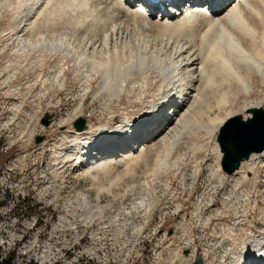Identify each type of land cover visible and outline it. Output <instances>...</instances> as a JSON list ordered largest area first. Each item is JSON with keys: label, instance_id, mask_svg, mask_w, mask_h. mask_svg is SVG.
Here are the masks:
<instances>
[{"label": "rangeland", "instance_id": "374dc122", "mask_svg": "<svg viewBox=\"0 0 264 264\" xmlns=\"http://www.w3.org/2000/svg\"><path fill=\"white\" fill-rule=\"evenodd\" d=\"M22 1H0V259L12 254L13 264H184L182 258L185 260L190 255L193 240L198 249L192 264L198 258L202 264H227L233 255L231 246L211 237L215 233L221 239L222 227L207 225L205 228L203 218L195 217L192 212L200 206L204 217H216V210H225L228 203L237 206L234 210L238 212L241 204L233 197L238 190L234 185L238 184L224 179L220 185L212 184L210 174L214 173L210 171L209 155L217 154V132L214 137L210 136L198 125L202 121L207 123L209 117L221 120L233 113L246 115L248 107L257 103L264 105V87L259 78L254 76L258 84L254 85L251 98L239 97L234 106L228 103L217 110L214 97L188 98L185 107L192 106L196 115L194 113L190 120V129L182 131L177 153L157 157L159 145L147 142L143 144L147 146L144 151L142 147L135 151L140 157L130 162L126 170L109 158L106 169L94 171L92 168L90 173L76 171L74 155L68 149L71 140L68 133L74 131L73 122L83 118L88 129L99 128L100 136L103 134L100 127L104 125L109 129H124L123 119L136 121L149 105L159 103L161 77L155 70L141 72L135 60L124 94L118 99L109 91L98 95L96 92L102 91L100 79L89 66L75 67L59 52L43 48L42 41L71 36L68 33L75 30V23L78 28L81 24L84 26L83 32L90 24L95 38L99 36L96 27L117 30L122 26L127 32L114 40L119 48L117 56L126 59L129 54H136L140 58L149 46L147 51L164 62L168 53L159 41L150 45L154 43L152 38L146 37V31H141L129 17L118 18L114 12L116 7H111L112 0H88L89 6L96 7L93 16L98 15L93 21H90L91 15L85 13L88 11L77 10L81 0L67 1L61 5L63 9L59 8L61 1L55 0L41 9L35 19H30L32 25L26 33L16 35L11 32L16 27L8 25L13 27L11 24L25 4V0ZM109 13L115 17H109ZM98 17L101 24L96 25L98 22L94 21ZM123 44L125 50L121 56L118 51ZM198 101L201 102L198 104ZM47 114L50 120L48 126H44L42 120ZM155 126L146 131L148 137L157 129ZM37 136L43 137L40 144L34 142ZM146 137L144 139L148 140ZM254 169L258 180L251 187L256 193H252L264 208V165ZM209 193L214 195L210 201ZM230 194L233 195L228 197ZM233 213L225 216L224 223H234ZM255 220L256 215L251 222ZM260 221H255L253 229L264 232ZM241 225L250 227L247 221H242ZM237 230L234 232L238 235ZM239 235L240 240L247 239L245 233ZM204 252L209 253L206 260Z\"/></svg>", "mask_w": 264, "mask_h": 264}, {"label": "bare ground", "instance_id": "6f19581e", "mask_svg": "<svg viewBox=\"0 0 264 264\" xmlns=\"http://www.w3.org/2000/svg\"><path fill=\"white\" fill-rule=\"evenodd\" d=\"M53 1L55 0H25V4L23 5L22 10H20L21 12L17 13V17L15 21H13L14 24H11L13 27L10 26V23L8 25L9 28L16 27L14 28L16 30L12 31L11 29V32L16 35H23L26 33L28 28L32 25L30 19L38 16L41 12L40 10L50 5ZM58 1H61L59 8H61V5L65 2H70V0ZM179 1L180 0H174L176 4ZM211 1L212 0H208L205 4L201 5V0H196L191 7H188L187 5L190 4L191 0H187L184 7H178L176 10L171 9V12L162 8L161 5H157V7H161V13H159L156 8V14H154L146 13L141 10L136 3V0H112L113 5L111 7H116V9H113H115L114 12H116L118 18L129 17L128 19L133 20V23L138 25L141 31H146L147 34L144 33L146 37L150 36L152 38V42L154 43L149 42L150 45L156 44V41H159L164 45V49L168 53L166 56L167 59L164 62L160 61V59L156 60L154 56L151 55L152 53L147 51L151 48L149 46L145 47V53L142 52L143 54L140 58H137L135 56L136 54H129L128 58L123 59V57H125L123 56L125 50L123 44L121 50L118 51L119 55L123 57L121 58L117 56L116 50L119 48L116 46L118 44H116L114 40L123 37L127 32H125V29L122 28V26L117 30L108 27H96L97 31L95 32H97L99 36L95 38V35H92L94 31L93 28L92 30L89 29V23L87 26L88 28H85L87 30L85 32H83L84 26L81 27L82 24L78 28L75 23V30L68 31V34L71 36L66 35L68 38L57 36L58 38L55 39V36L54 39L50 37L48 39L44 38L45 40H43V38H39L40 36L37 37L41 39V41L43 40L41 45L43 48L59 52V55L67 57L75 67L82 68L84 66L83 68H85L86 66H89V68L94 71V74L99 76L98 78L100 79V89L102 91L96 92L98 95L101 94V92L109 91L116 99H118L124 94L127 85L126 83H130V76H132L130 73L133 68V63L135 64V60L137 61V66L140 68L141 72H145V70H155L161 77V84L158 91L162 92V98H160L159 93V103L157 105H149L148 110L144 112L143 115L141 114L136 121L123 119L124 129H119L118 127L117 130H114L109 129L107 125H104L100 127L103 131L102 136H100L99 128L95 130L86 128L82 132H76L74 130L68 133L71 135V140L68 146L69 148H65H68L70 150L69 152L74 155L73 168L76 169V171L85 170L86 172H89L92 168L94 171L102 169L105 166L106 161L108 162L109 158L111 161H114V163L124 167L126 170L130 162H133L140 157L138 154H135V151L138 152L139 147H142L141 149L144 151V149L147 148V146H145V143L147 142H155V145H159L157 157L162 156V154H164L165 157H168V155L175 151L179 145L182 138L181 133L190 126V120L193 117V114L195 113L196 115V111L194 113L192 112L191 105V107H185L188 98H197V95L201 98L204 97V99L214 97L217 104L216 107L214 106L216 109L217 107L219 108V106H227L228 103L232 106L236 105L235 103L239 97H250L254 92V85L258 84L255 79L256 76L259 78L260 85L264 87V0H226L217 8L206 9L205 6L208 7ZM72 2L74 1H71V3ZM89 2H91V0H89ZM79 3L80 4L77 5V10L84 12L85 10L88 11L85 13L91 15L90 21H93L95 16H98L97 13L93 16L92 13L95 11V6H93V4L89 6L88 0H81ZM1 5L0 2V8ZM99 9L101 10V8ZM80 11H78V13ZM73 12H76V9L75 11L73 10ZM118 14L120 16H118ZM109 17L115 16H110L109 13ZM76 18L78 19V16H76ZM100 19V17L96 18L94 21L96 23L98 22L96 25L101 24ZM133 23L131 25H134ZM124 24L126 25L127 23ZM81 28L83 31H81ZM129 30L131 31V29ZM137 33H139V31ZM29 35L31 37L30 33ZM108 38H110L109 42ZM110 41H113L114 43ZM131 41L137 46L133 40ZM127 44L130 43L127 42ZM132 47L133 46H131V48ZM137 47L139 48V45ZM127 50H129V48ZM141 50L142 48L140 51ZM157 54L160 55L159 53ZM138 71L137 73H139ZM87 79H89V77ZM133 79H135V77ZM90 86L91 85L87 86V89ZM228 98H230V100H228ZM193 100L191 101L192 103L195 101ZM200 102L198 101V104ZM194 108L198 109L197 107ZM258 109L264 110V105L257 103L256 106L248 107L246 109V115H240L239 113L234 115L233 113V115L229 117L227 116L226 119L221 120L217 117H209L207 123H204L201 120L202 122H200L198 126L199 128L206 130L210 136L214 137L216 132L218 135L219 129L232 117L240 116L242 121H247L251 118L252 112ZM74 114H78L77 110H75ZM155 125L157 126V129L152 131L153 133H150L148 137V135L145 134L146 131L148 129L152 130ZM189 129L190 128H188V130ZM145 137L148 140L144 139ZM154 144L152 146L156 147ZM215 144L217 145V149L215 148L217 154L212 153L209 156L212 159L209 158L212 166L214 163L220 164L222 159V153L217 141ZM213 155H215V159L213 158ZM263 161L264 150L258 154H251L248 160L241 162L240 167L233 174H225L224 176L216 175L215 173L210 174V181L212 184H215V186L220 185L222 179L225 181H235L239 185H234L235 190L238 189L236 194L228 195V197L233 195L236 201L238 200L241 204V208H238V212H235L234 210L237 206H233L230 203L227 204L225 210H216L215 213L218 218L213 215L204 217L205 215H202L201 213L203 208L200 206L192 212L195 217L199 219L201 217L203 218L205 228L208 227L207 225H218L222 227L221 239L218 235L216 236L215 233L211 234V237L214 238L213 240L219 238L221 243L231 246V254L233 255L227 264H264V232L255 231L253 229V224L256 220H262L263 222L260 221V223H263L264 225V208L259 206L260 203L258 204L257 202L258 198L252 193H256V190L251 189L252 186L256 185L257 178L255 177H258L254 168L259 165L263 166ZM215 171L214 168V172ZM197 177L198 174L195 175L196 179ZM245 186H248L249 189L244 188ZM212 197H214V195L209 193L208 200L210 201ZM211 206H214V204L211 203ZM232 211L234 212L233 215L235 217L234 223L232 225L230 223H224L223 220L225 216ZM255 215L256 220L251 222ZM242 221H247L250 227L243 228V225H241ZM235 229H238L237 232L239 234L245 233L247 239L244 241H242V239L240 240V235H237L234 232ZM190 238L191 235L189 240ZM190 243L193 244V247L190 251V255L185 260L182 258V263L184 264H192V258L196 255V250L198 249L193 240H191ZM208 256L209 253H203L204 260L208 259ZM177 257L179 259V256Z\"/></svg>", "mask_w": 264, "mask_h": 264}, {"label": "water", "instance_id": "95a60500", "mask_svg": "<svg viewBox=\"0 0 264 264\" xmlns=\"http://www.w3.org/2000/svg\"><path fill=\"white\" fill-rule=\"evenodd\" d=\"M49 120L50 115H45L42 124L48 126ZM72 126L76 132H82L86 129V122L79 117ZM42 140V136L34 139L36 144ZM216 141L222 153L221 168L230 175L240 167L241 162L248 160L251 154L264 150V110L253 111L252 118L247 121H242L240 116L232 117L219 129ZM194 264L202 262L198 258Z\"/></svg>", "mask_w": 264, "mask_h": 264}, {"label": "trees", "instance_id": "16d2710c", "mask_svg": "<svg viewBox=\"0 0 264 264\" xmlns=\"http://www.w3.org/2000/svg\"><path fill=\"white\" fill-rule=\"evenodd\" d=\"M0 264H13V255H9L7 258L0 259Z\"/></svg>", "mask_w": 264, "mask_h": 264}]
</instances>
